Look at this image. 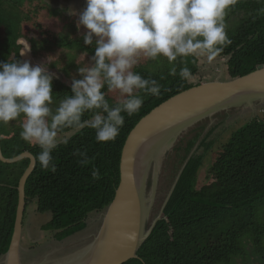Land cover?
<instances>
[{
    "label": "trees",
    "instance_id": "obj_1",
    "mask_svg": "<svg viewBox=\"0 0 264 264\" xmlns=\"http://www.w3.org/2000/svg\"><path fill=\"white\" fill-rule=\"evenodd\" d=\"M65 10L48 0H0V62L25 61L22 51L26 24L39 29V37L31 42L32 62L53 48L80 51L93 57L95 38L92 45H86L84 35L75 36L76 20L71 22L70 34L55 28L58 21L53 17ZM226 25L231 44L216 59H227L230 79L264 67V0H237L227 13ZM68 58L62 70L69 75L72 72V77L78 80L81 64L75 63L72 54ZM186 62L193 78L198 76L199 58L188 57ZM58 64L52 60L45 68L53 76L50 105L53 113L59 101L72 94V84L56 73ZM175 65L177 73L184 66L179 59ZM171 67L161 57L134 69L144 78L156 79L162 85L161 93L158 96L140 93L143 106L132 117L125 116V124L115 141L97 143L95 130L67 128L59 136L61 140L67 138L68 143H60L52 153L57 170H43L37 160L26 183V211L29 203L36 201L37 211L50 215L42 229L53 231L58 241L83 231L88 219L98 216L114 200L120 183L123 147L138 122L169 98L203 83L202 77L196 82L184 81L178 74L173 77L168 74ZM108 99L110 104L115 102L113 96ZM259 112L231 133L207 165L208 183L201 187L199 173L214 150L215 142L210 138L215 128L207 132L204 125H199L193 130L194 136L178 143L177 173L185 166L176 187L161 218L138 250V257L123 264H235L239 258L247 259L248 248L264 263V106ZM87 118L85 114L84 119ZM22 122L21 117L0 124L3 154L12 158L30 151L37 159L40 148L20 137ZM78 149L87 152L88 165L77 163L73 153ZM29 164V158L15 163L0 160V257L8 251L12 240L19 181ZM93 167L100 170V179H92ZM25 217L26 212L24 222Z\"/></svg>",
    "mask_w": 264,
    "mask_h": 264
},
{
    "label": "clouds",
    "instance_id": "obj_2",
    "mask_svg": "<svg viewBox=\"0 0 264 264\" xmlns=\"http://www.w3.org/2000/svg\"><path fill=\"white\" fill-rule=\"evenodd\" d=\"M237 0H86L79 13L77 29L85 28L84 43L95 38L94 66L79 69L82 79L74 80L72 94L59 101L53 113V76L45 67L29 61L0 62V124L23 118L20 137L37 145L41 168L55 172L53 150L68 139H58L67 128L95 130V141H115L125 124L143 106L140 93L158 96L162 85L144 78L134 69L142 60L166 58L172 65L169 75L190 82L186 58L214 61L231 40L226 16ZM184 65L177 73L175 62ZM223 60V59H222ZM75 77V76H74ZM163 79V77H161ZM106 87V91H104ZM115 97L110 104L108 97ZM263 107V106H261ZM88 114L87 119H84ZM77 163L86 166V151L73 153ZM100 179L98 168L91 170Z\"/></svg>",
    "mask_w": 264,
    "mask_h": 264
},
{
    "label": "water",
    "instance_id": "obj_3",
    "mask_svg": "<svg viewBox=\"0 0 264 264\" xmlns=\"http://www.w3.org/2000/svg\"><path fill=\"white\" fill-rule=\"evenodd\" d=\"M255 105L264 106V67L237 78H217L203 82L154 108L127 137L121 157L120 183L114 200L99 214L103 215L102 223L94 240L75 253L59 260H50L46 264H123L137 258L138 250L161 218L185 165L160 215L148 227L151 201L147 199L145 190L150 170H155V165L192 125L222 111ZM25 158L30 159V164L19 181L14 233L8 251L0 257L2 264H24L22 238L27 205L26 183L36 167L37 159L30 151L12 158L6 157L0 139L2 162L15 163Z\"/></svg>",
    "mask_w": 264,
    "mask_h": 264
},
{
    "label": "rangeland",
    "instance_id": "obj_4",
    "mask_svg": "<svg viewBox=\"0 0 264 264\" xmlns=\"http://www.w3.org/2000/svg\"><path fill=\"white\" fill-rule=\"evenodd\" d=\"M54 1L58 2H55L56 6H60L62 9H75L77 7L76 0L74 2H70L71 0H51V3H54ZM75 10L77 12L78 8ZM56 16V18L53 17V19H56L58 21L56 22L58 23V25H54L55 28H57L59 32L63 29L62 32H66L67 34L72 33L71 22L75 20L77 22L79 18L78 14L73 16L67 14L66 12H59V14L56 13ZM24 29L26 30V39H24V41L22 40L24 44L22 56L25 61H29L32 66L39 65L46 68L47 65L52 63V60L59 62L56 73L61 74L60 77L62 78V80L69 84H72L73 81L76 80L72 77V75H74L72 72H70L69 75L65 73V70H62L69 60V55L72 54V57H75V63L77 65L81 64L80 67L94 66V60L92 59L91 55L84 52L72 51L64 48H53L50 51L46 52L47 54L42 55V58L40 57L39 60L37 59L36 61L32 62V54L30 52L32 49L34 50V47L31 42L35 38H37V36L39 37V29L37 27H32L29 24H26L24 26ZM86 31L87 30L83 27L79 29H77L76 27L74 34L75 36H83L86 34ZM67 58L68 60L66 61ZM146 61L147 60H142L140 64H147L148 61ZM164 61L166 60L164 59ZM226 61L227 59H215L214 61L209 62L205 58H199L200 72L198 76L192 79V81L195 80L196 82L200 80L201 77L203 82L215 80L217 78H220L222 80L230 79V76L226 70ZM150 66L153 67L152 65ZM82 78L83 77L81 75L77 79ZM260 106L262 105L222 111L210 118L204 119V121H201L198 124L192 125L188 128V130H186V132L183 134V137L177 140L176 144L167 153V155L161 161H159V163H157L158 165H155L157 166L155 167V170H150L149 172L145 190L147 199L151 201V208L149 211L150 214L147 222L148 227L153 223L154 219H156L160 215L164 202L170 191L172 190V187L178 175L177 170L180 167V156H178V152L176 151L178 143L182 139L184 140L185 138L187 139L194 136L195 133H193V130L199 127V125H204L207 128V132L215 128L210 138V140H214L215 142L214 150L209 156V161L206 162V165L201 169L199 173L198 186L201 187L203 186V184L208 183L206 168L207 165L210 164L211 159H214L216 157L217 152L220 151L223 144L226 143L234 130L260 113ZM58 139H62V137L58 136ZM190 155H192V153ZM36 207L37 204L36 201H34L33 203H29L26 211L22 238V257L24 264H46V262L50 260H59L75 253L94 240L102 223L103 215L94 217L92 215L88 219V228L86 230H83L63 241H58L57 239H55L53 231L42 229V226L48 222L49 218L42 220L41 215L38 211H36ZM248 249L250 251V255L247 257V259L245 260L243 258H239L237 259V262L235 264H264L259 260V256L257 254H252L251 248ZM0 264H2V260H0Z\"/></svg>",
    "mask_w": 264,
    "mask_h": 264
},
{
    "label": "crops",
    "instance_id": "obj_5",
    "mask_svg": "<svg viewBox=\"0 0 264 264\" xmlns=\"http://www.w3.org/2000/svg\"><path fill=\"white\" fill-rule=\"evenodd\" d=\"M50 2H51V0H49ZM53 1V0H52ZM74 2L75 0H71L70 2ZM55 2L56 1H54V3H52V4H55ZM56 3H58V2H56ZM56 5V4H55ZM79 5V6H78ZM76 6H77V8H78V11L77 12H79V11H82L83 9H84V7L86 6V0H76ZM77 8H75V9H77ZM79 8H83V9H79ZM36 209H37V207H36ZM37 211V210H36ZM40 214V213H39ZM41 215V218H42V220H44V219H46V218H49L50 219V215H48V214H40ZM99 215V214H98ZM40 217V216H39Z\"/></svg>",
    "mask_w": 264,
    "mask_h": 264
},
{
    "label": "flooded vegetation",
    "instance_id": "obj_6",
    "mask_svg": "<svg viewBox=\"0 0 264 264\" xmlns=\"http://www.w3.org/2000/svg\"><path fill=\"white\" fill-rule=\"evenodd\" d=\"M77 8V7H76Z\"/></svg>",
    "mask_w": 264,
    "mask_h": 264
}]
</instances>
